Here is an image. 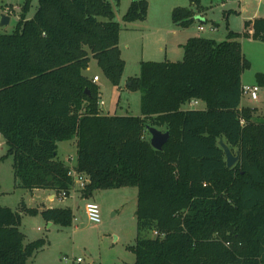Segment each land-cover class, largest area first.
<instances>
[{
	"label": "trees",
	"instance_id": "trees-1",
	"mask_svg": "<svg viewBox=\"0 0 264 264\" xmlns=\"http://www.w3.org/2000/svg\"><path fill=\"white\" fill-rule=\"evenodd\" d=\"M33 1L24 0L11 33L0 32V134L17 186L69 196L71 167L58 158V143L75 140V169L90 178L82 197L137 188L133 264H264V121L240 109L250 62L239 40L264 42V17L221 42L190 37L181 60L142 61L127 86L141 92V115H111L101 112L100 86L84 71L94 58L114 86L121 84L126 62L112 3L37 0L28 17ZM190 1L172 11L180 28L204 11L201 0ZM148 9L147 0H133L124 20H143ZM256 78L264 86V73ZM192 101L206 109H184ZM147 126L170 132L162 150L144 137ZM221 138L241 152L231 168ZM24 213L62 227L75 217L70 207L40 209L24 200L18 209L0 206V264H28L46 244L25 242Z\"/></svg>",
	"mask_w": 264,
	"mask_h": 264
},
{
	"label": "rangeland",
	"instance_id": "rangeland-1",
	"mask_svg": "<svg viewBox=\"0 0 264 264\" xmlns=\"http://www.w3.org/2000/svg\"><path fill=\"white\" fill-rule=\"evenodd\" d=\"M109 1L115 12V20L122 28L119 43L126 62L122 81L120 86H114L94 58L90 60L91 69L87 74L100 78L103 92L100 101L105 103L101 105L102 113L110 111L111 115H141V92L127 89V82L130 83L129 78L140 75L142 61L181 60L183 50L178 54L173 53L179 34L189 32L192 37L213 38L221 42L227 39V12L229 28L239 33H242L244 20L252 18L256 10L262 9L261 16H264V0H201L206 14L197 13L191 26L173 35L169 34L174 28L172 11L176 7H190V0H147V17L131 22H126L124 15L133 0ZM23 2L0 0V15L5 13L6 6L12 9L10 24L0 27V32L11 33L14 30L21 18ZM37 6L38 2L34 0L28 17L34 15ZM212 21L219 24L218 29ZM199 26H203L204 30H198ZM243 51L250 62V67L242 73L243 85H258L256 75L264 73V42L245 38ZM259 87V100L243 95V103L246 107L257 108L259 114L264 115V86ZM158 129L166 131L164 128ZM144 137L151 139L147 129ZM7 152L8 146L0 134V206L18 209L24 200L28 207H41V202L49 201L51 192L39 190L32 193L17 186L14 159L13 156L5 157ZM58 158L70 167L76 165L75 140L58 143ZM79 191L65 198L56 196L52 202L53 207H70L73 210L75 217L71 226L62 227L54 223L48 226L41 213L23 214L20 229L26 235L25 242L46 240V244L29 257L28 264H76L77 258L84 260L80 264H88L87 259L92 260L91 264H133L136 256L128 247L135 245L138 237L137 188L98 189L89 197H82L81 193H77ZM90 201L96 202L100 208L99 223L87 217L85 206ZM148 236H154V233Z\"/></svg>",
	"mask_w": 264,
	"mask_h": 264
},
{
	"label": "crops",
	"instance_id": "crops-1",
	"mask_svg": "<svg viewBox=\"0 0 264 264\" xmlns=\"http://www.w3.org/2000/svg\"><path fill=\"white\" fill-rule=\"evenodd\" d=\"M233 11V10H232ZM235 11V10H234ZM202 15H205L206 14V12L205 11H202V12H200ZM261 13H262V9H260V10H256L255 11V13H254V15H253V17L252 18H250V19H245L244 20V24H245V21H247V20H254L256 17H264V16H261ZM228 14H229V12H227V16H226V19H227V24H226V27H227V30H228V33L230 32V31H234V30H231L230 28H229V20H228ZM212 22H214V21H212ZM174 23V22H173ZM200 27V26H199ZM214 27H216L217 29H218V27H219V24L217 23V22H214ZM181 29H184V28H180V27H178L177 25H175L174 24V28L173 29H171V31H169V34L170 33H172L173 35H177L180 31H183V30H181ZM198 30H200L199 28H198ZM201 31V30H200ZM245 31V26H243V30H242V33ZM250 32H252V30L250 29L249 30ZM235 32V31H234ZM186 34H179V36H176L177 38L175 39L176 40V45H175V52H173L174 54H178V53H180L182 50H183V48H182V45L190 38V37H192L190 34H189V32H185ZM239 33V32H238ZM227 36H228V34H227ZM245 38H247V37H242V38H240L239 40L241 41V43H242V47H243V40L245 39ZM252 39V38H251ZM253 40H255V39H253ZM257 41H260V40H257ZM261 42H263V41H261ZM119 46H120V43H119ZM167 51V50H166ZM244 52V51H243ZM244 55H245V53H244ZM245 57H246V55H245ZM177 58H179V57H177ZM166 60H169V59H166ZM149 61H153V60H149ZM175 61V60H174ZM91 68H90V66L88 67V69L87 70H85L84 71V73H85V75L86 76H88L90 79H93L94 78V76H97V75H94V76H91L90 74H87V72H89V70H90ZM102 71V70H101ZM130 79V78H129ZM97 85H99L100 86V84H99V82H100V78H99V80H97V81H94ZM242 83H243V81H242ZM128 84H130V83H128L127 82V86H128ZM100 89H101V95L103 94V92H102V88H101V86H100ZM127 89H128V87H127ZM254 100V99H253ZM256 100H259V95H258V98L256 99ZM105 104V103H104ZM103 104V105H104ZM244 107H246L245 105H244V103H243V97H242V102H241V105H240V109L241 108H244ZM186 108H193V109H206V104L204 103V102H202V101H197L196 103H189V104H187V105H185L184 106V109H186ZM100 109H101V106H100ZM251 109H253L254 110V120L256 121V122H261V121H264V115H261V114H259V111H258V109L257 108H251ZM103 110L101 109V112H102ZM103 114H111V112L110 111H107V113H104L103 112ZM116 115V114H115ZM75 144H76V142H75ZM36 191H39V190H34V191H31L32 193H34V192H36ZM44 191H47V192H51V194L49 195V201L48 202H45V201H43V202H41L40 204H42L41 205V207H37V208H40V209H44V208H53V206H52V202L54 201V199L56 198V196H58L55 192H53V191H50V190H44ZM77 193H80V192H77ZM73 194V193H72ZM26 203V202H25ZM53 225V223L52 222H50V223H48V226H52ZM87 260H90V262L92 263V260L91 259H87ZM90 263V264H91Z\"/></svg>",
	"mask_w": 264,
	"mask_h": 264
},
{
	"label": "built area",
	"instance_id": "built-area-1",
	"mask_svg": "<svg viewBox=\"0 0 264 264\" xmlns=\"http://www.w3.org/2000/svg\"><path fill=\"white\" fill-rule=\"evenodd\" d=\"M12 11L10 6H6L5 9V13L10 14ZM199 29L202 31L204 30L203 26H200ZM99 80L98 76H94L93 81H97ZM259 90L260 87L257 84L254 85H243L242 86V95H247L250 98L256 100L258 98L259 95ZM197 101H192L190 103H196ZM100 106L104 104L103 101H100ZM69 175L72 177L73 179V189L72 192H76L77 190H82L84 189L87 184L90 182V178L88 175L79 172L75 169V166H71ZM61 197L65 198L68 197L66 192H63L61 195ZM86 209V213H87V217L90 221L95 222V223H99L101 221V216H100V208L98 206V204L94 201H90L86 204L85 206ZM77 263L76 264H80L82 262H84V260L82 258H77V260H75Z\"/></svg>",
	"mask_w": 264,
	"mask_h": 264
},
{
	"label": "water",
	"instance_id": "water-1",
	"mask_svg": "<svg viewBox=\"0 0 264 264\" xmlns=\"http://www.w3.org/2000/svg\"><path fill=\"white\" fill-rule=\"evenodd\" d=\"M11 21V16L7 13L0 15V27L9 25ZM147 130L151 135L150 142L152 146L157 150H162L163 145L168 141L170 137L169 131H162L157 127L147 126ZM219 145L225 152L226 164L228 168L233 167L241 158V152L239 150L233 151L232 148L221 138L219 140ZM90 264V260H87Z\"/></svg>",
	"mask_w": 264,
	"mask_h": 264
}]
</instances>
